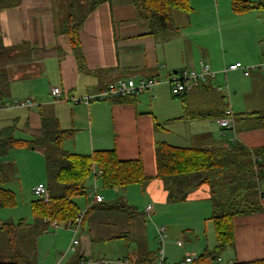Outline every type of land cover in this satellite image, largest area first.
I'll return each mask as SVG.
<instances>
[{
	"label": "crops",
	"instance_id": "obj_1",
	"mask_svg": "<svg viewBox=\"0 0 264 264\" xmlns=\"http://www.w3.org/2000/svg\"><path fill=\"white\" fill-rule=\"evenodd\" d=\"M62 1L0 0V39L4 46L0 54V70L7 80V85L1 89L5 93L3 98H30L37 103L32 107H22L26 114L20 127H17L20 118L16 113L19 110L3 109L0 128L13 125L16 138L24 139L17 136L19 131L31 139L39 134L41 115L52 116L58 120L61 129L73 131L72 137L63 141L65 150L91 154L95 150L115 149L120 159L140 158L145 173L152 177L156 172V141L181 147H212L235 140L250 147L264 145V127H250L244 121V124L234 127V137L230 139L226 138V130L219 127L221 133L217 134L202 124L192 134L191 129L197 123L215 121L213 118H192L193 114L218 113L226 108L223 92L218 88L222 83L220 78L214 77L182 92L180 96L170 93L166 80L171 73L181 69H199L200 62L215 70H222L235 62L250 66L264 62V14L261 15L264 9L235 12L231 8V0H189V13L172 12L173 22L178 28L176 31L151 36L147 34L146 21L133 0H98V4L87 10L84 16L79 29L80 46L74 49L67 35L61 32V24L69 15L65 17V10L60 9ZM247 1L264 6V0ZM236 73L252 76L253 89L264 84V71L249 72L248 75L243 70L228 72L230 76ZM150 76L160 78V82L150 90L109 101L88 104L71 100L54 102L49 94L50 87L58 86L69 98H83L96 94L118 77L139 80ZM191 92H198L205 98V109L192 108L193 104L188 99ZM209 106L214 109H209ZM11 111L15 113L11 114ZM179 123L184 125L182 132L189 145L170 140V135L178 136L168 126ZM12 150L1 158L2 162H15L35 151L42 163L38 169L41 165L45 167L42 151L25 149L31 153L13 158L10 155ZM13 167L16 173L14 164ZM37 182L31 184V189ZM89 184L90 181L88 187ZM99 193L103 196L102 202L91 205L89 194L74 199L80 211L89 210V214L79 230L78 246L65 264H79V259L86 258L91 259L92 264H128L125 259L130 252L155 256L159 248L158 236L156 233L149 235L145 208L151 203L150 215L159 219L157 211L161 213L167 204L173 203L163 182L153 178L145 185L100 189ZM208 195L207 187L201 186L186 197L188 202H196L192 212L203 223L204 220L210 221ZM21 219L12 221L16 223ZM47 227L51 231L54 229L50 224ZM182 232L186 231L180 230ZM187 234L191 242L199 239L193 230ZM234 236V245L221 256L226 261L220 258L223 264L264 259V210L237 217ZM71 237L72 233L67 229L52 231L44 264H56L63 254L59 256L57 251L66 249ZM177 237V230H173L166 245V260L177 261L173 248L181 243L178 239L172 242ZM3 246L12 250L6 234L5 237L0 235V253ZM50 248L54 253L48 256ZM205 248H210L209 243L199 250L187 251L183 256L198 255Z\"/></svg>",
	"mask_w": 264,
	"mask_h": 264
},
{
	"label": "trees",
	"instance_id": "obj_2",
	"mask_svg": "<svg viewBox=\"0 0 264 264\" xmlns=\"http://www.w3.org/2000/svg\"><path fill=\"white\" fill-rule=\"evenodd\" d=\"M133 2L145 19L147 34L151 36L176 31L178 28L173 22L172 12L177 10L189 13L191 10L189 0H133ZM96 4L98 0H92L88 10ZM231 8L235 12L249 9L259 11L264 9V6L247 0H231ZM83 19L78 18L76 14H69L61 24V32L67 35L74 49L80 46L79 29ZM3 50L4 46L0 39V54ZM255 70L263 71L261 68ZM6 85L5 74L0 70L1 100H5L3 98L5 93L1 89ZM223 97L225 99L224 94ZM223 115L224 110L218 113L197 112L192 118L215 120ZM233 118L234 127H237V124L239 127V124L244 122L250 127H264V109L233 113ZM13 133V125L0 128V206L15 205V194L2 186L5 177L2 174L1 158L8 155L12 149L42 151L46 176L55 187L46 185L48 202L37 198L30 201V213L37 231L40 225L49 224L48 220L58 223L73 222L80 211L74 199L87 197L93 165L101 170L98 184L100 189L104 190L125 189L133 184L145 185L156 178L163 182L169 198L178 200L186 198L191 191L201 186L207 187L210 203L208 219L213 225L215 245L199 253L193 264L216 263L223 252L234 245V220L264 210V145L250 147L235 140L233 143L212 147H181L156 141L154 143L156 172L152 177L145 173L140 158L120 159L115 149L95 150L91 154L65 150L63 141L72 137L73 131L61 129L58 120L52 116L41 115L39 134L31 139H19ZM88 214L89 210L84 212L82 224ZM24 222V219L16 223L12 219L0 221V232L7 235L12 250L17 248L19 229ZM154 258L152 254L132 252L126 256L128 262L132 264H154ZM0 264L20 263L16 259L0 261ZM224 264H264V259Z\"/></svg>",
	"mask_w": 264,
	"mask_h": 264
},
{
	"label": "rangeland",
	"instance_id": "obj_3",
	"mask_svg": "<svg viewBox=\"0 0 264 264\" xmlns=\"http://www.w3.org/2000/svg\"><path fill=\"white\" fill-rule=\"evenodd\" d=\"M88 4H90V0H63L60 9L65 10L64 11L65 17L68 14H76L77 17L81 19L82 17L84 18V16L87 13ZM263 14L264 13H262L261 15ZM61 17L62 16L60 15L59 18L61 19ZM256 64L258 63H255L254 65ZM244 66L250 67V65H244ZM211 71L216 74L215 75L216 79L218 78L221 79L222 83L220 85L222 87L227 86L229 108L233 113L246 112L247 110L251 111V110L264 109V104H263L264 84L257 89H253L250 78L252 76L244 77L242 73H236L230 76V74L227 73L226 79H224L221 69L215 70L211 68ZM257 71L258 70L255 71L253 70L251 72H257ZM249 92L250 94H248ZM14 99L23 100L25 98H10L8 100L12 101ZM188 99L193 104L192 108L205 109L207 106L205 98L200 94H198V92L189 93ZM51 100L53 101L52 97ZM220 105H222V103ZM246 107H252V109H247ZM8 109L19 110L16 111V113H17V117L20 118V119L18 118L20 122H18L19 125H17V127H20V125L23 124V119L25 118V114H26L25 110H22L24 108L15 107ZM209 109L213 110L214 108L212 106H209ZM2 110H0V112H2ZM50 111L51 109L49 110V113H51ZM13 113L15 112L11 111V114ZM200 125L205 126L207 130L211 132H213L214 130L217 132V134L221 133V131L219 130V126L215 121L213 122L203 121L202 123H197L191 129L192 132L195 131L197 128H199ZM183 127L184 125L181 123L175 125L173 124L171 126L169 125L168 126L169 130L175 131L176 136H178L175 137L170 135V140H173L175 142H180L179 144L182 145H189L188 141L184 139V134L182 132ZM17 132H18L17 134L18 137L27 139V137L23 136L24 134L22 132L19 131ZM225 133L227 139L234 137L232 130H226ZM192 134H194V132ZM27 152L29 151L25 150V148L13 149L10 155H13L14 156L13 158H16L15 156ZM29 153H31V151ZM35 153H36L35 151L31 153L33 156L29 154L26 157H20L15 162L7 160V162H3L2 165L3 166L2 174L5 177L4 180H8L4 184H2V186L6 187L7 190H10L15 194V205H13L12 207L0 206V220H7V219L9 220V218L13 220H17L19 218H23L25 222L24 225L21 226L19 229L17 248L15 250H10V248H8L9 250H7L6 246L5 248L3 246V248H1L2 253H0V261H10V260H15L17 258L20 264H44L45 262L44 258L46 251L48 250L49 240L52 237V231L57 230V229H53L51 231L46 224L45 225L42 224L40 225L41 227L38 229L39 231H37L36 225L33 224V218L31 217V213H30V201L35 196L33 195L30 187L31 184L33 182H37L41 180L39 182H42L45 185H49V187L51 188L55 187L54 184L47 178L45 167L41 165V168L38 169V167L42 163L40 162L39 159H37L38 156H36ZM13 164L16 166L17 169L16 173L14 172L15 169L13 167ZM43 168L44 171L42 170ZM99 192H100V187H99ZM169 200L173 203L167 204L166 206L167 208H165L161 213L157 211L158 216L160 217L159 219L158 218L154 219L153 215L146 213L145 220L147 221V228L150 236L154 235L155 233L156 236H158L157 231L161 228L165 230L164 231L165 239L163 246L165 256H166V245L170 241V237L173 235V230H177L179 237L174 238V240L172 241L174 243L175 239H178L181 243V245L174 246V248L172 247L175 253L177 254V258H176L177 261H171L167 259L168 260L167 262L179 263L180 261L183 260V258L185 257L183 255L187 251L199 250L200 248H204L205 243H209L211 248V246L215 244V234L212 228V223L210 221L204 220L203 223L202 219L200 218L196 219L195 215L193 214L192 211L196 202H188L187 198L178 199V200L176 199L171 200L169 198ZM58 229H66V228H58ZM43 230L44 232H42ZM180 230L186 232L180 233ZM192 230L195 232V234H197V236L199 235V239L195 242L189 241L190 236L187 234V232H191ZM36 233H40V234L35 236ZM0 235L2 237H5L4 233H0ZM78 239H79V232L77 233V240ZM152 239L154 241V238ZM77 246L78 245H76L75 248H77ZM67 247L66 249L64 248L61 251H57V254H59V256L60 253L63 254L60 256V260L56 262V264H65V262H67V259L70 257L71 253H73V252L66 253ZM190 248H192V250H189ZM53 253H54V249L50 248L48 256H51ZM14 255H16V257ZM222 259L223 262L226 261L225 258ZM155 261L156 259L154 258V263Z\"/></svg>",
	"mask_w": 264,
	"mask_h": 264
},
{
	"label": "built area",
	"instance_id": "obj_4",
	"mask_svg": "<svg viewBox=\"0 0 264 264\" xmlns=\"http://www.w3.org/2000/svg\"><path fill=\"white\" fill-rule=\"evenodd\" d=\"M200 68L197 70L194 67L191 68H185L181 69L178 72L171 73L169 77L166 79L167 83L170 87V93L172 95H180L182 92L202 85L208 80L215 77V73L211 71V68L209 65L204 64L203 62L199 63ZM261 68L264 71V62L258 63L256 65H252L250 67H245L240 62H235L232 64L227 65L222 69L223 75L226 77V74L229 71H235V70H243V73L245 75H248L249 72ZM160 82V78L158 76H150L148 78H141L139 80H135L132 77L123 78L118 77L115 78L113 81L108 83L105 87L100 89L96 94L85 96L83 98H69L67 97L63 92L62 89L58 86H52L49 88V94L53 98V101H72L73 103H83L88 104L91 101H109L114 98H122L127 96H135L142 92L150 90L151 87L158 84ZM223 94L225 95L226 99V108L224 109V115L220 116L215 119V122L217 125L224 130H232L234 131V118H233V112L229 108V102H228V89L226 87H218ZM226 92V93H225ZM37 105V103L30 98H26L23 100H1L0 99V110L2 109H8V108H15V107H32ZM101 175V170L97 169L94 165L91 169V177H90V184H89V197H90V205L102 202L103 196L99 193V184L98 180ZM32 193L37 199H41L43 202H48V190L44 183L38 182L32 187ZM152 211V205L151 203H148L145 212L147 214H150ZM84 211H80L75 219L72 221H67L64 223H58L56 221H49V224L54 228H66L69 229L72 232V237L70 240V243L67 247L66 253L74 252L76 245H78L77 240V233L79 232L83 217H84ZM164 229H159L158 232V242H159V248L156 251L155 254V263L154 264H176V263H169L167 262L165 258V252H164ZM197 255H186L182 261L179 262V264H193L195 258ZM125 262L129 263L127 259H125ZM79 264H92L94 263L91 259H79ZM211 264H223L220 259L216 263Z\"/></svg>",
	"mask_w": 264,
	"mask_h": 264
}]
</instances>
